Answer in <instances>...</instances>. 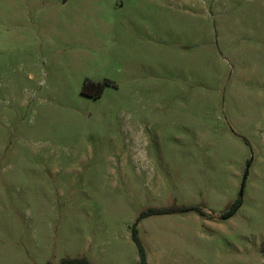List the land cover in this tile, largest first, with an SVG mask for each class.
<instances>
[{"label":"rangeland","instance_id":"obj_1","mask_svg":"<svg viewBox=\"0 0 264 264\" xmlns=\"http://www.w3.org/2000/svg\"><path fill=\"white\" fill-rule=\"evenodd\" d=\"M133 233L262 264L264 0H0V264H136Z\"/></svg>","mask_w":264,"mask_h":264},{"label":"trees","instance_id":"obj_2","mask_svg":"<svg viewBox=\"0 0 264 264\" xmlns=\"http://www.w3.org/2000/svg\"><path fill=\"white\" fill-rule=\"evenodd\" d=\"M91 86H93L94 88L98 87V90L93 92V90H92L93 87H91ZM101 88H102V82L93 81L89 78H86L83 81V84L81 87V92L88 94V95H94L95 96V95H98L100 93ZM236 205H237V202L233 203L229 209L222 212V216L230 215L233 212V210L235 209ZM183 208L184 209H190L193 207L185 206ZM168 209L169 208L165 207V208H162L161 210L166 211ZM133 238H134V240L138 246V249H139V259L136 262V264H148L147 259H146L145 248L142 244L141 239L135 233H133ZM263 250H264V245H263ZM57 264H94V263L91 260H89L87 257H85L84 255H78V256H65ZM262 264H264V259H263Z\"/></svg>","mask_w":264,"mask_h":264}]
</instances>
